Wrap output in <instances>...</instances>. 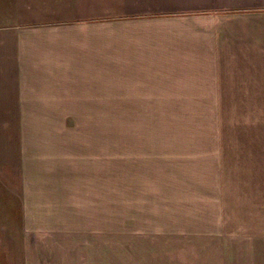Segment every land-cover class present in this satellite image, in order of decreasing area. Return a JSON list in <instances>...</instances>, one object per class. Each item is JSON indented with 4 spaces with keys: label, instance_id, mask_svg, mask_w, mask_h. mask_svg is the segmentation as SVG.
Masks as SVG:
<instances>
[{
    "label": "crops",
    "instance_id": "1",
    "mask_svg": "<svg viewBox=\"0 0 264 264\" xmlns=\"http://www.w3.org/2000/svg\"><path fill=\"white\" fill-rule=\"evenodd\" d=\"M247 94H264V0H0V127L18 128L20 166L3 207L25 264H105L101 141L73 134V112Z\"/></svg>",
    "mask_w": 264,
    "mask_h": 264
},
{
    "label": "rangeland",
    "instance_id": "2",
    "mask_svg": "<svg viewBox=\"0 0 264 264\" xmlns=\"http://www.w3.org/2000/svg\"><path fill=\"white\" fill-rule=\"evenodd\" d=\"M206 98L73 112V134L101 141L105 264H264V94ZM17 131L0 127V264H25L3 207L19 191ZM140 224L150 233L132 246Z\"/></svg>",
    "mask_w": 264,
    "mask_h": 264
}]
</instances>
